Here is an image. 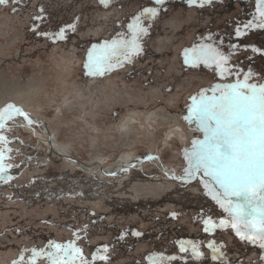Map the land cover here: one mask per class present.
<instances>
[{
	"label": "rangeland",
	"instance_id": "1",
	"mask_svg": "<svg viewBox=\"0 0 264 264\" xmlns=\"http://www.w3.org/2000/svg\"><path fill=\"white\" fill-rule=\"evenodd\" d=\"M151 1L0 5V109L13 104L44 121L57 147L90 167L85 173L51 154L47 138L32 126L0 129V264H29L33 249L40 253L35 264H50L54 244L79 249L75 264H264L260 240L237 234L242 221L232 227L225 208L235 199L222 208L203 172L181 184L151 160L117 180L91 177L98 165L105 170L148 156L174 176L189 177L185 150L204 139L196 123L185 120L192 97L211 96L216 85L245 77L264 84V29L256 26L259 17L249 19L256 15L251 6L178 8ZM148 8L155 15H142ZM137 17L147 30L138 36L139 51L119 65L113 59L103 74L90 73L89 51L131 40L129 25ZM62 28L60 39L54 34ZM209 47L215 60L196 59L193 49Z\"/></svg>",
	"mask_w": 264,
	"mask_h": 264
},
{
	"label": "snow or ice",
	"instance_id": "2",
	"mask_svg": "<svg viewBox=\"0 0 264 264\" xmlns=\"http://www.w3.org/2000/svg\"><path fill=\"white\" fill-rule=\"evenodd\" d=\"M7 2L8 0H0V5H6ZM101 2L105 3V0ZM156 2L162 3L163 0ZM256 2L260 17V23L256 26L264 27V0ZM145 13L155 15V9H144L142 15ZM129 29L133 32L131 40H113L106 42L100 49L89 51L86 67L90 73L103 74V71L111 70L113 59L119 65L122 60L130 59L128 52L139 51L138 36L147 30L139 25V17L135 24L129 25ZM54 35L63 39L64 29ZM193 53L196 54V59H216V53L211 47L193 49ZM227 59L222 57V63L226 64ZM185 62H189L187 53ZM224 71L227 69H222L220 74L223 75ZM247 79L245 77L244 81L216 85L210 89L213 93L211 96L202 91L198 98L192 97L193 102L185 120L190 124L196 123L197 130L203 133L204 139L194 140L191 151L185 150V159L188 162L185 173L194 177L203 172L205 177H209L217 189L215 192L210 190V194L222 208L225 207V202L232 205L235 199L234 206L225 208L232 217V227H237L236 221H242L244 228L237 229V234L246 232L242 239L253 243L258 238L261 248H264V84H250ZM217 92L219 95H216ZM15 115H25L27 119L26 114L13 104H7L0 109V127L5 120H11ZM4 139L0 137V140ZM3 159V153L0 152V178H3L5 169ZM205 223L210 224L211 221ZM220 226L227 225L221 221ZM205 231H208L207 227ZM52 248L54 251L47 253L50 264H75L77 256L80 255V250L71 244H54ZM181 250L185 249L182 247ZM61 251L63 256L60 255ZM32 252L29 264H35L40 254L35 249ZM80 264L88 262L81 260Z\"/></svg>",
	"mask_w": 264,
	"mask_h": 264
},
{
	"label": "bare ground",
	"instance_id": "3",
	"mask_svg": "<svg viewBox=\"0 0 264 264\" xmlns=\"http://www.w3.org/2000/svg\"><path fill=\"white\" fill-rule=\"evenodd\" d=\"M93 82L95 84L96 81H93ZM17 108H19V107H17ZM23 113L26 114L27 119L25 118V115H23V116L19 115V116H14L10 121L12 123L16 124V125H23V126L28 125V126L34 127L35 129L41 130L40 133H43L44 137L47 138L46 139V145H47L48 150H49V152L51 154H53L54 156H58V157L64 158V161L69 162L68 163L69 165L70 164H75L80 169V171H84L85 173H90L89 165H83V164L77 163L69 155H67L64 151H61L59 149L60 147L59 148L57 147L58 144H57L56 137H52L53 135L51 134V131H50L51 129H49V127H47L48 125L46 126V125L43 124L44 121L42 122L41 120H38V119L30 116L29 113L27 114L24 111H23ZM152 160L156 161V159H152ZM135 161H137V160H133L132 162H130V163L126 164V165L124 163H118L116 166H114V167H112L110 169H105V170L101 169V167L98 165V174L95 171L94 174L91 177L93 179H95V177L97 179H101V178H103L102 176H107V177L111 176V177H113L114 180H117L118 178H120V177L124 176L125 174H127V172L130 169V166ZM149 161H151V160H149ZM162 167L163 168H160V171H161V174H163V176L165 178H169L171 175H173L171 170L169 168H167L165 165H163ZM176 178L180 179L182 177H176ZM181 180H183V179H181ZM178 183L187 184V183H189V181L188 182L181 181V182H178Z\"/></svg>",
	"mask_w": 264,
	"mask_h": 264
},
{
	"label": "flooded vegetation",
	"instance_id": "4",
	"mask_svg": "<svg viewBox=\"0 0 264 264\" xmlns=\"http://www.w3.org/2000/svg\"><path fill=\"white\" fill-rule=\"evenodd\" d=\"M151 2L154 3V5L157 4L156 0H153ZM219 2L220 3H228V4L233 3V5L234 4L238 5L241 8H244L245 6H251V8L255 9L256 15L251 16L249 19L251 21H253V20L258 19L257 17H259V13L257 12L258 5H257L256 0H195V2H192V0H163V2L160 3V4L161 5H167L169 3H172V4H176L178 8H180L181 6H192L193 8L209 6V7H213L214 8V7H216L219 4ZM258 20H259V23H260V19H258ZM263 29H264V27H263ZM233 34L235 35L237 33H233ZM239 36H248V34L247 33L239 34Z\"/></svg>",
	"mask_w": 264,
	"mask_h": 264
},
{
	"label": "water",
	"instance_id": "5",
	"mask_svg": "<svg viewBox=\"0 0 264 264\" xmlns=\"http://www.w3.org/2000/svg\"><path fill=\"white\" fill-rule=\"evenodd\" d=\"M19 109H21V108H19ZM21 110H22V109H21ZM22 112H23V111H22ZM15 116H19V115H15ZM21 116H23V115H21ZM9 124H12V122H11L10 120H5V121L3 122V126H5V125H9ZM3 126H2V127H3ZM2 127H0V129H1ZM152 159H156V160L159 162V164H160V168H163L162 165H161V163H160V161H159L157 158L152 157V156H148V157H146V158H144V159H137V161H135V162L130 166V169H129V170H133L134 168L139 167V166H140L141 164H143L144 162H147V161L152 160ZM197 174H198V173H197ZM197 174H196L194 177H184V178H180V179H177L176 176L171 175L169 178H172V180H174V181H176V182H181V181H183V182H188V181L191 182V181H193V180L196 178ZM181 179H183V180H181Z\"/></svg>",
	"mask_w": 264,
	"mask_h": 264
},
{
	"label": "trees",
	"instance_id": "6",
	"mask_svg": "<svg viewBox=\"0 0 264 264\" xmlns=\"http://www.w3.org/2000/svg\"><path fill=\"white\" fill-rule=\"evenodd\" d=\"M201 263H203V262L201 261Z\"/></svg>",
	"mask_w": 264,
	"mask_h": 264
}]
</instances>
